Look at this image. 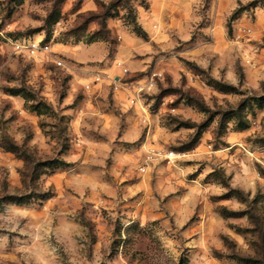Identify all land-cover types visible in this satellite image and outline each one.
Masks as SVG:
<instances>
[{"label":"clouds","instance_id":"obj_1","mask_svg":"<svg viewBox=\"0 0 264 264\" xmlns=\"http://www.w3.org/2000/svg\"><path fill=\"white\" fill-rule=\"evenodd\" d=\"M0 264H264V0H0Z\"/></svg>","mask_w":264,"mask_h":264}]
</instances>
